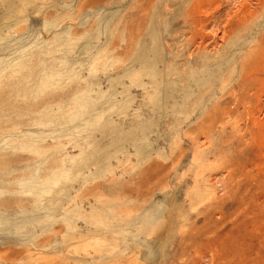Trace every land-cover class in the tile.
Here are the masks:
<instances>
[{
  "label": "rangeland",
  "instance_id": "1",
  "mask_svg": "<svg viewBox=\"0 0 264 264\" xmlns=\"http://www.w3.org/2000/svg\"><path fill=\"white\" fill-rule=\"evenodd\" d=\"M0 264H264V0H0Z\"/></svg>",
  "mask_w": 264,
  "mask_h": 264
},
{
  "label": "bare ground",
  "instance_id": "2",
  "mask_svg": "<svg viewBox=\"0 0 264 264\" xmlns=\"http://www.w3.org/2000/svg\"><path fill=\"white\" fill-rule=\"evenodd\" d=\"M136 135V134H135ZM148 251V250H147ZM151 251V250H150ZM148 254H149V252H148ZM151 254V253H150Z\"/></svg>",
  "mask_w": 264,
  "mask_h": 264
}]
</instances>
